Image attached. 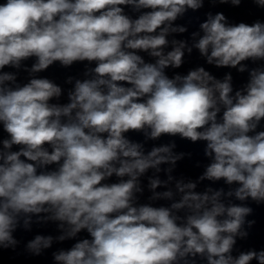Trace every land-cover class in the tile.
Instances as JSON below:
<instances>
[{
  "label": "clouds",
  "instance_id": "obj_1",
  "mask_svg": "<svg viewBox=\"0 0 264 264\" xmlns=\"http://www.w3.org/2000/svg\"><path fill=\"white\" fill-rule=\"evenodd\" d=\"M239 7L242 0H211ZM264 9V0H251ZM204 0H3L0 2V264L3 252L21 243L13 236L33 225L54 223L60 235H36L25 251L44 255L54 240L74 241L52 252L55 264H264V247L234 255L256 221L253 208L224 203L251 198L264 206V23L230 24L223 13L208 14L203 35L192 47L208 65L249 74L234 92L232 75L216 78L205 67L171 77L166 69L184 64V33L174 22ZM139 13L133 18L129 14ZM194 37L198 33L192 34ZM140 53L155 58L146 62ZM35 58L28 68L23 61ZM95 62L75 80L68 103L61 86L33 74L55 62ZM6 67L18 71H3ZM19 70L32 77L21 86ZM234 93V94H233ZM145 140L176 137L205 141L211 158L198 181H175L180 199L169 205L138 203L140 177L160 165H176L184 153L175 143ZM13 146H18L13 150ZM149 178L150 200H172L171 190L155 189L174 180ZM118 178L111 182V178ZM236 184L195 191L200 181ZM19 255V253H18Z\"/></svg>",
  "mask_w": 264,
  "mask_h": 264
}]
</instances>
